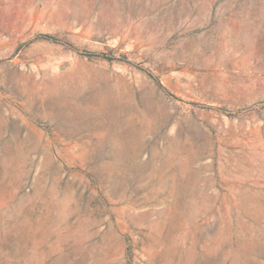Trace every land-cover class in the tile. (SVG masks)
Here are the masks:
<instances>
[{
    "label": "rangeland",
    "instance_id": "obj_1",
    "mask_svg": "<svg viewBox=\"0 0 264 264\" xmlns=\"http://www.w3.org/2000/svg\"><path fill=\"white\" fill-rule=\"evenodd\" d=\"M0 264H264V0H0Z\"/></svg>",
    "mask_w": 264,
    "mask_h": 264
}]
</instances>
